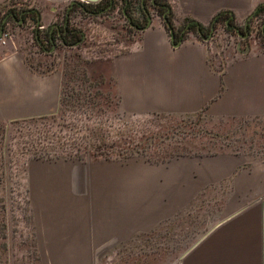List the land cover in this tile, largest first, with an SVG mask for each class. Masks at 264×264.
Returning <instances> with one entry per match:
<instances>
[{"label":"crops","instance_id":"crops-1","mask_svg":"<svg viewBox=\"0 0 264 264\" xmlns=\"http://www.w3.org/2000/svg\"><path fill=\"white\" fill-rule=\"evenodd\" d=\"M167 2L175 29L185 19L206 27L218 12L240 24L264 0ZM139 32L127 49L105 57L122 111L264 116V50L219 60L210 56L208 40L192 31L173 45L156 16ZM0 53V122L56 114L61 71L39 70L12 49L0 46ZM26 182L41 264H96L114 243L189 211L210 192L224 196L226 188L227 200L216 208L221 215L202 222L170 264H264V159L246 164L242 153L231 151L159 162L140 155L30 157Z\"/></svg>","mask_w":264,"mask_h":264},{"label":"rangeland","instance_id":"rangeland-1","mask_svg":"<svg viewBox=\"0 0 264 264\" xmlns=\"http://www.w3.org/2000/svg\"><path fill=\"white\" fill-rule=\"evenodd\" d=\"M68 2L0 0V15L8 8L16 13L22 7L32 6L39 11L40 23H49L54 19L60 23ZM164 2L169 6L167 0ZM116 6L109 14L101 16L88 14L78 7L72 8L68 25L80 30L72 40L79 39L81 34L84 35L83 39L76 46L56 45L52 52L47 51L49 44H45L44 49L36 46L27 18L21 24L19 19L11 20L3 28L6 41L0 43L2 50L19 52L27 63L42 71L59 69L64 92L69 96L53 118L0 122V264H41L32 233L26 164L34 149L39 150L58 137L68 143L80 140L93 142L103 132L110 135L105 139L108 143L117 140L120 133L124 136L126 132L132 134L133 142L139 141L145 145L142 154L150 158H154V154L163 148L179 149L183 145L198 153H242L246 164L264 159V116L122 112L108 77L105 57L127 49L138 39L140 32L128 27ZM52 9H55V14ZM146 9L150 17L157 18H162V13L165 16L168 12L166 9ZM263 16L250 17L248 34L244 33L242 27H238V33L225 28L223 18L215 21L208 37L210 56L215 54L219 60H223L251 48L264 50V35L259 33L257 27ZM204 30L207 31V27ZM77 101L82 102L78 107ZM58 122L68 126L59 125ZM226 190L224 196L210 192L208 197L199 198L189 211H180L145 233H136L125 242L114 243L96 260V264L176 262L180 253L190 245L189 241L202 228V222L221 215L216 208H220L222 201L227 200ZM35 256H38L39 261ZM43 261L55 264L54 260Z\"/></svg>","mask_w":264,"mask_h":264},{"label":"flooded vegetation","instance_id":"flooded-vegetation-1","mask_svg":"<svg viewBox=\"0 0 264 264\" xmlns=\"http://www.w3.org/2000/svg\"><path fill=\"white\" fill-rule=\"evenodd\" d=\"M117 2L119 4L116 6ZM68 5L63 10L60 23L54 19L51 20V22L49 21V23L46 22L45 24L39 22V11L35 7L32 6L22 7L16 13L13 11V9L8 8L7 10H4L0 15V35L3 33V28L5 24L10 22L11 20L19 19V23L21 24L24 22L25 18H27V20H29L31 24V29L33 31V37L35 39L36 46L38 48L44 49L45 48L44 45L49 44V48L47 49V51L52 52L53 50H55L56 45L66 46V47L76 46L77 44H79L80 40L83 39L84 35L81 34V37L79 39L72 40L73 34L80 33V30L75 29L74 27L68 25L69 11L74 7H78L80 10L85 9V11L88 14L101 16V15L109 14V12H111V10L113 11L114 7L116 6L117 12L126 21L128 27L140 31L142 30L141 27L146 22V18H147L146 12H148L146 7L151 8L152 10H157L160 7H164L165 4H163L161 0H97L94 2L75 1L69 7ZM85 6L88 8H86ZM52 12L53 14H55L56 12L55 9L54 10L52 9ZM143 20H145V22H142ZM247 21H248L247 22L248 25L250 20L248 19ZM261 21L262 22H260L257 26L259 31L261 30V27L264 24V19H262ZM214 22L215 21L212 19L211 20L212 28L210 29V23H209V25L206 26L207 31L202 30L198 32L199 33L198 35H201L206 40H208V37L212 32ZM45 25L48 26L46 27ZM229 25L233 31L235 30L234 26H236L237 28L242 27L244 33L248 34L247 26L244 28L243 22L237 25L233 22V20H231ZM184 27L185 29L182 30ZM173 30H174V40H176V37L181 38L183 36V34L187 30V27L186 25L182 24L178 28L175 29L173 28ZM236 32L238 33V31Z\"/></svg>","mask_w":264,"mask_h":264},{"label":"trees","instance_id":"trees-1","mask_svg":"<svg viewBox=\"0 0 264 264\" xmlns=\"http://www.w3.org/2000/svg\"><path fill=\"white\" fill-rule=\"evenodd\" d=\"M161 1L165 5H164V7L158 8L156 11H159L160 9L164 10V9H166V6H168L164 2V0H161ZM83 11H85V9ZM260 14H264V3H259L255 7L252 16L260 15ZM165 16H166V19L169 21L170 26L173 27L172 21H171L170 11H168ZM220 18H223L222 22H223V25L225 26V28L233 31L229 25L231 19L227 18V15L225 13L218 12L214 16L213 20L218 21ZM262 19H264V16ZM183 25H186V27H187L186 32L192 31L193 33H197V34H199L198 32L204 30V28H205L201 24H199L196 21L191 20V19H185L183 22ZM185 33L183 34V36L185 35ZM259 33L264 35V24L262 25ZM74 35L75 34H73L72 37ZM183 36L181 38H183ZM178 38H180V37H176V39H178ZM28 64L31 65L30 63H28ZM68 96L69 95L64 92V88H63V84H62L59 108L61 107V105H63V103H66L68 101ZM81 104H82V102L80 103L79 101H77V107L80 106ZM122 112H124V111H122ZM50 117L53 118L54 114L42 115V116H33V117L22 118V119H18V120H23V121L24 120H31V121L39 120L40 121L42 119H47ZM14 121H16V120H14ZM59 125H64L65 127L68 126V124L65 125L62 122L59 123ZM59 130H61V127L59 128ZM122 134L120 133V137L117 140H111L108 143L105 141V139L110 137V135H108V133L104 134L103 132H100L99 135L96 136L95 140H93V142H86V141L80 140L79 142L72 141V142L68 143L67 141L64 142L62 140H59V137H58L53 142L46 144L44 147H40L39 150L34 149V151H32L30 155H31V157L49 158V159L70 158V157L78 158V159H87V158H95V157L126 158V157H129V156L136 154V155L144 156L148 161L159 162V161L167 160L173 156L182 155V154H201L198 152L191 151L190 149H186L185 146L181 145L179 147V149L167 150L166 148H163L160 152H156L154 154V156H155L154 158H150V157L142 154L144 151V148H145V145L142 142H139V141L133 142V137H132V134H130V133L125 132L124 136H122ZM56 136L57 135H55L54 137H56ZM81 136H84V135L81 134ZM44 137L45 136H42V138H44ZM39 138H41V137H39ZM66 147H68V148H66ZM113 150H115V151H113ZM35 257H36V260L39 261L38 256H35Z\"/></svg>","mask_w":264,"mask_h":264},{"label":"water","instance_id":"water-1","mask_svg":"<svg viewBox=\"0 0 264 264\" xmlns=\"http://www.w3.org/2000/svg\"><path fill=\"white\" fill-rule=\"evenodd\" d=\"M75 1H80V2H94V1H97V0H69V5H68V7L73 3V2H75ZM255 9V8H254ZM169 10V7L168 6H166V11H168ZM253 11L254 10H252V12H250L248 15H247V17H246V19L244 20V22H243V27L245 28L246 26H247V20L248 19H250V17L253 15ZM230 13V12H229ZM66 14H67V12H66ZM146 15H147V18H146V22H145V24L141 27V29H143V28H145V27H147L148 26V24L150 23V16H149V14H148V12H146ZM162 19H163V21H164V24H165V26L168 28V32H169V38H170V41H171V43L173 44V45H176V44H178L180 41H181V38H178L177 40H174V30H173V28H172V26H170V23H169V21L166 19V17L164 16V13L162 14ZM212 28V23L210 22V29ZM185 29V27L182 29V30H184ZM234 29L236 30V31H238V28L236 27V26H234ZM246 31V30H245ZM247 32V31H246Z\"/></svg>","mask_w":264,"mask_h":264},{"label":"built area","instance_id":"built-area-1","mask_svg":"<svg viewBox=\"0 0 264 264\" xmlns=\"http://www.w3.org/2000/svg\"><path fill=\"white\" fill-rule=\"evenodd\" d=\"M6 41V33H2L0 35V43H4Z\"/></svg>","mask_w":264,"mask_h":264}]
</instances>
